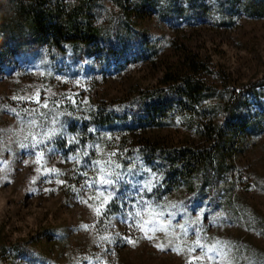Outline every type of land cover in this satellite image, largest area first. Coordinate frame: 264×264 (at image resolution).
<instances>
[{"label": "rangeland", "instance_id": "1", "mask_svg": "<svg viewBox=\"0 0 264 264\" xmlns=\"http://www.w3.org/2000/svg\"><path fill=\"white\" fill-rule=\"evenodd\" d=\"M21 2L27 0H0V264H264V0H92L98 39L69 45L65 55L31 41ZM126 25L134 35L123 33L118 41ZM114 41L125 56L119 62H109L102 49ZM192 59L211 88L196 114L124 134L106 131L98 147L101 161H113L141 140L209 147L216 139L210 129H223L214 189L211 178L202 189L195 178L198 192L185 218L162 210L166 231L149 232L150 240L129 226V215L98 218L82 203L95 195L87 187L95 177L86 157L47 139L65 132L67 115L103 105L119 111ZM32 136L45 140L40 165L39 149L21 148ZM186 190L172 191L168 206L185 201ZM213 247L222 254L207 252Z\"/></svg>", "mask_w": 264, "mask_h": 264}, {"label": "trees", "instance_id": "2", "mask_svg": "<svg viewBox=\"0 0 264 264\" xmlns=\"http://www.w3.org/2000/svg\"><path fill=\"white\" fill-rule=\"evenodd\" d=\"M91 1L79 0L68 6L63 0H27L18 4V12L32 28L31 41L45 42L54 53L65 55L69 45H87L98 39L99 29L92 23L89 13ZM123 33L134 35L130 25H126L124 32L116 33L118 41ZM118 41L102 47L109 62H119L125 57ZM186 62L184 69L165 72L157 87L140 91L119 111L103 105L91 107L79 116L72 113L61 125L65 132L58 129L53 134L50 141L60 142L61 147L68 146L77 158L88 153L85 157L93 177L100 175L97 171L99 162L111 173L114 182L107 191L114 199L103 210L105 219L130 216L142 208V200L156 210L166 214L174 212L185 218L186 209L193 205V195L198 192L193 187V180L198 178L199 189H202L209 177L212 184L209 183L208 188L214 189L213 176L219 172L215 156L223 138V129L219 126H213L209 131L216 133V139L209 147L167 146L155 140H141L131 144L124 155L117 156L111 163L98 158V147L106 141V131L124 134L138 127L161 126L177 115L198 112L211 88L196 74L202 66L200 61ZM238 97L239 94L234 95L226 104V110L235 105ZM74 137L77 142L66 143ZM153 173L157 174L160 183L152 192H146L143 185L153 179ZM97 186L104 187L99 180ZM181 186L187 187L185 201L175 208L168 206V196Z\"/></svg>", "mask_w": 264, "mask_h": 264}, {"label": "snow or ice", "instance_id": "3", "mask_svg": "<svg viewBox=\"0 0 264 264\" xmlns=\"http://www.w3.org/2000/svg\"><path fill=\"white\" fill-rule=\"evenodd\" d=\"M34 102L36 104H40L39 94L34 99ZM43 107L47 108V104H43ZM51 139H52V137L49 136L47 140H51ZM31 140L33 141V143H31L30 145L29 144H22L21 148L31 147V148L39 149L37 152L34 153V155L36 157L35 163L37 165H40L41 161L45 157V152H44V150H42L40 148V146L45 143V140L39 139L38 136H32ZM74 142H77L75 137L72 140L66 141V143H74ZM84 155L87 156L88 153H85ZM110 155L113 156L116 154L111 153ZM106 163H111V160L107 161ZM45 171L46 172H53V173L55 172L52 169H46ZM97 171L100 173V175L98 177H96L94 179V181H90L87 184L88 188L95 189V195L88 196L86 199H82V203H84L85 205H87L90 208H93L95 215L98 218L101 217L102 215H104L106 218V214H104L103 210H104L105 206H107L109 204V202L114 199V197L107 191V189L113 185L114 180L110 178L111 173H108L106 171L102 162H99L97 164ZM98 180L100 182V185L104 186V187H102V188L100 187L98 189V187H97V181ZM56 183L63 184L64 181L63 180H57ZM159 183H160V180L158 179L157 174L153 173V179L149 180L147 183H145L143 185V188L146 192H152L153 189L159 185ZM90 201L96 202L95 207H93V204L90 203ZM141 204H142V208H140L139 210H136L130 214L129 221H131V223H129V226L137 227L141 232H143L145 234L147 239L151 240V239H153V236L148 235L149 232L155 233L157 231H166V225L164 223L166 214L162 210L158 211V210L152 208V206L150 204H148L147 202H145L143 200L141 201ZM172 207L175 208V205H173ZM145 215H148L150 218L147 220L143 219V217ZM172 215H173L172 213H167V216H172ZM129 221H125V222L128 223ZM88 227L89 226L86 224L83 225V228L85 230H87ZM179 227L182 230H184L185 232L187 231V229L184 228V225H180ZM103 239H107V237H105ZM127 242L128 243H134V241H132V240H128ZM156 247L161 248V250H163V245H161V244H157ZM196 247L204 248V245L200 244L199 241H197ZM191 251H195V248L191 249ZM212 251H217V254H222V251L216 247L207 249V252H212ZM190 264H191V262H190Z\"/></svg>", "mask_w": 264, "mask_h": 264}]
</instances>
